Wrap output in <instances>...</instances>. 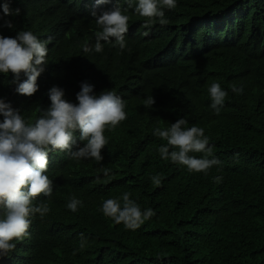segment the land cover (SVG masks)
I'll list each match as a JSON object with an SVG mask.
<instances>
[{
    "label": "trees",
    "instance_id": "trees-1",
    "mask_svg": "<svg viewBox=\"0 0 264 264\" xmlns=\"http://www.w3.org/2000/svg\"><path fill=\"white\" fill-rule=\"evenodd\" d=\"M88 1L12 0L19 15H4L0 8V35L15 37L21 30L36 35L49 47L44 80L69 91L86 59L83 46L100 30L83 12ZM119 4L128 6L127 0ZM134 7L133 1L125 47L114 38L100 41L108 62L120 56L97 87L131 88L127 119L105 128L107 137L118 141L117 151L100 162L56 154L52 194L33 201L50 211L43 218L31 216L28 236L14 240L15 249L1 259L6 264H264V0H176L166 25L157 20L147 28V18ZM218 35L246 44L248 54L227 56V50L211 46ZM11 81L10 72L0 73V99L34 116L41 97L13 95ZM213 83L227 92L218 113L208 92ZM149 96L150 108L144 106ZM181 117L185 127L203 128L222 157L211 174L190 173L160 157L157 149L167 141L154 130ZM157 174L159 186L151 180ZM78 177L86 182L81 189ZM124 193L142 212L155 213L135 230L102 212L104 200L122 205ZM72 197L81 201L76 212L67 208Z\"/></svg>",
    "mask_w": 264,
    "mask_h": 264
},
{
    "label": "clouds",
    "instance_id": "clouds-1",
    "mask_svg": "<svg viewBox=\"0 0 264 264\" xmlns=\"http://www.w3.org/2000/svg\"><path fill=\"white\" fill-rule=\"evenodd\" d=\"M133 1L134 11L147 18L146 28L157 20L161 26L166 25L168 21L164 17L176 7V0H127L129 7L133 6ZM11 2L4 0L0 5L4 15H19L20 9H12ZM128 6L121 7L119 0H89L85 3L83 12L95 18L100 30L94 31L95 37L83 46L86 59L69 91L44 80L49 47L36 35L25 30L19 31L15 37L0 35V73L12 74V94L41 97L37 113L32 117L24 115L20 106L15 104L14 109L10 103L0 99V115L3 116L0 122V264H6L1 256L15 249L13 241L28 236L30 217L39 214L43 218L50 211L47 204L34 205L33 201L52 194L53 181L49 175L58 170V162L54 158L56 154L100 162L103 155L117 151L118 141L112 136L107 137L105 128H115L127 119L125 102L131 95V88L121 83L108 88L97 87L98 79L116 64L120 56L108 62L109 55L102 52L104 45L100 41L114 38L123 49L125 43L131 40L126 35L131 17ZM5 26L13 27L10 21H5ZM125 36L128 38L124 39ZM211 44L227 50V56L242 58L249 51L246 44L227 40L221 35L214 37ZM233 91L242 92V89L233 86ZM208 92L211 107L218 113L227 92L218 83L211 84ZM153 104L152 96L144 102L148 108ZM30 118L36 119L26 121ZM186 124L187 121L181 117L170 127H157L153 135L167 141L157 151L163 160L184 165L190 173L211 174L212 166L219 164L222 157L209 146V138L203 128L185 127ZM78 141L84 142L82 147ZM189 153L204 155L196 157ZM108 171L103 169L105 176ZM161 179L159 174L151 177L156 186L161 184ZM215 180L219 182L220 177ZM85 183L78 177L79 189ZM122 199V205L115 198L104 200L102 212L115 223H123L127 229L139 228L155 214L151 208L142 212L138 204L129 198V193H124ZM80 204L78 198L72 197L67 208L76 212Z\"/></svg>",
    "mask_w": 264,
    "mask_h": 264
}]
</instances>
